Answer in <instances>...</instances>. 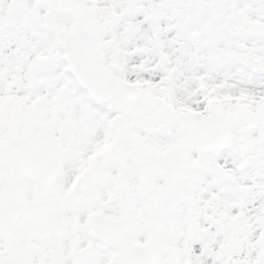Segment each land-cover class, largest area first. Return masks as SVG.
I'll list each match as a JSON object with an SVG mask.
<instances>
[{
	"label": "snow or ice",
	"instance_id": "snow-or-ice-1",
	"mask_svg": "<svg viewBox=\"0 0 264 264\" xmlns=\"http://www.w3.org/2000/svg\"><path fill=\"white\" fill-rule=\"evenodd\" d=\"M0 264H264V0H0Z\"/></svg>",
	"mask_w": 264,
	"mask_h": 264
}]
</instances>
